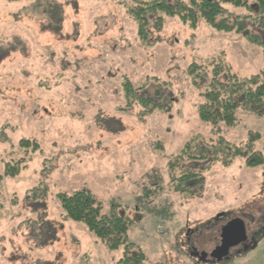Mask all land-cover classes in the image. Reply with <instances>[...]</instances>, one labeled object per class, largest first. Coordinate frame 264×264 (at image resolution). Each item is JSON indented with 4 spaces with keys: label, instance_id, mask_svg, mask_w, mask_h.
I'll return each instance as SVG.
<instances>
[{
    "label": "rangeland",
    "instance_id": "374dc122",
    "mask_svg": "<svg viewBox=\"0 0 264 264\" xmlns=\"http://www.w3.org/2000/svg\"><path fill=\"white\" fill-rule=\"evenodd\" d=\"M33 1L0 0V264H119L124 246L109 250L64 219L58 195L77 191L102 214L115 205L132 221L129 258L142 253L140 264H195L191 248L219 215H232L224 225L242 239L263 225L264 164H181L203 177L193 196L169 180V163L193 138L239 144L258 133L253 148L264 156V115L238 110L235 125L215 134L197 117L187 74L214 59L239 77L258 74L261 49L245 33L264 40L261 21L241 18L244 33H224L165 16L158 30L149 20L142 41L131 0H43L31 12ZM125 81L152 103L126 99ZM223 264H264V237Z\"/></svg>",
    "mask_w": 264,
    "mask_h": 264
},
{
    "label": "trees",
    "instance_id": "16d2710c",
    "mask_svg": "<svg viewBox=\"0 0 264 264\" xmlns=\"http://www.w3.org/2000/svg\"><path fill=\"white\" fill-rule=\"evenodd\" d=\"M42 1L34 0L28 9L37 12ZM50 6L55 12V4ZM236 9L240 11L234 12ZM46 11L48 12V9L43 8L42 14L46 15ZM128 12L137 23L138 36L142 41L148 37L149 20L153 21V28L158 30L165 16H177L179 21L192 31L204 24L219 32L244 33V24L239 20H253L254 17L255 21H261L264 26V0H131ZM232 16H235L234 21L230 23ZM245 36L249 43L260 47L264 62V40L247 33ZM187 74L199 90L201 101L196 104L197 117L209 124L215 134L220 132V125H235V113L238 110L264 115V64L258 74L242 78L232 73L223 61L214 59L211 64H190ZM123 88L126 99H137L145 107L152 103L144 95L138 94L130 82L125 81ZM258 139V133L249 132L247 141L239 144L228 143L221 136L217 137L215 142L210 140L209 145L198 143L195 138L189 140L175 161L177 164L169 163V180L170 184L174 185L173 191L193 196L194 190L204 184L203 177L197 170L182 169L181 164L206 163L211 160L212 163L219 162L226 167L235 158H241L248 167L261 166L264 164V156L253 148V142ZM175 167L179 170L177 175L171 172ZM17 171L16 167L15 174ZM11 174L14 175L12 172ZM58 200L65 220L84 224L109 250L124 246L123 259L119 264H127L130 261L140 264L142 253L129 258L128 251L134 248V245L126 241V233L132 221L118 215L117 206H112L107 214H102L89 191H77L70 195L59 194Z\"/></svg>",
    "mask_w": 264,
    "mask_h": 264
},
{
    "label": "water",
    "instance_id": "95a60500",
    "mask_svg": "<svg viewBox=\"0 0 264 264\" xmlns=\"http://www.w3.org/2000/svg\"><path fill=\"white\" fill-rule=\"evenodd\" d=\"M222 216L219 215L215 219L217 220ZM232 225L228 223L223 226H218L213 228L209 233L203 234L197 241L198 247L191 248V256L199 262H204L206 257L213 258L214 262L222 260L228 261L230 259L229 250L240 243L244 232L242 231L240 235L236 234L232 229ZM242 230H245V228ZM262 231L264 233V227ZM255 246L256 244L253 247Z\"/></svg>",
    "mask_w": 264,
    "mask_h": 264
},
{
    "label": "flooded vegetation",
    "instance_id": "af4514ba",
    "mask_svg": "<svg viewBox=\"0 0 264 264\" xmlns=\"http://www.w3.org/2000/svg\"><path fill=\"white\" fill-rule=\"evenodd\" d=\"M231 218H232V215L228 214L226 216L223 215L222 217L218 218L217 220L214 219L213 228L218 227V226H223ZM252 220H253V218L251 219V221ZM209 227L211 228L212 226H209ZM263 227H264V223H263V225L257 227L254 231H252V232L249 231L250 233H248V231H247V234L245 235V237L243 239L241 238L240 243L237 246L232 247L229 250L230 259L228 261L222 260V261H215L214 262L213 258L206 257L204 262H198L197 259L193 258V260L196 262L195 264H223L225 262H231L233 259L247 255L251 250H253L256 247V246L253 247L254 244H257V242L262 237H264V233L262 231ZM205 230H206V232H210V229H205ZM203 231L199 232V234L200 233H203V234L206 233ZM194 233H196V231ZM190 234H191V231L187 232L186 243L189 247H192L191 245H195L196 241H195V239L192 238V236H190Z\"/></svg>",
    "mask_w": 264,
    "mask_h": 264
}]
</instances>
